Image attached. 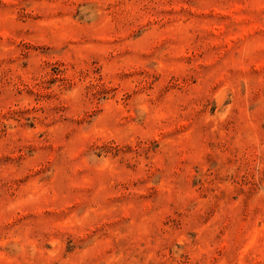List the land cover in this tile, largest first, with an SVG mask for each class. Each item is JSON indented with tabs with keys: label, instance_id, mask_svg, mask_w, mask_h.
Instances as JSON below:
<instances>
[{
	"label": "rangeland",
	"instance_id": "rangeland-1",
	"mask_svg": "<svg viewBox=\"0 0 264 264\" xmlns=\"http://www.w3.org/2000/svg\"><path fill=\"white\" fill-rule=\"evenodd\" d=\"M0 264H264V0H0Z\"/></svg>",
	"mask_w": 264,
	"mask_h": 264
}]
</instances>
